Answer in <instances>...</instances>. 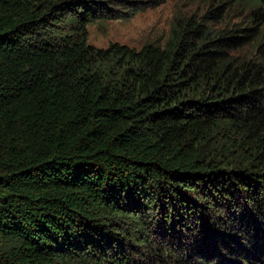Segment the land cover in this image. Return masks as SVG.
<instances>
[{"label":"trees","instance_id":"trees-1","mask_svg":"<svg viewBox=\"0 0 264 264\" xmlns=\"http://www.w3.org/2000/svg\"><path fill=\"white\" fill-rule=\"evenodd\" d=\"M139 3L0 0V264H264V0L89 44Z\"/></svg>","mask_w":264,"mask_h":264},{"label":"rangeland","instance_id":"rangeland-1","mask_svg":"<svg viewBox=\"0 0 264 264\" xmlns=\"http://www.w3.org/2000/svg\"><path fill=\"white\" fill-rule=\"evenodd\" d=\"M118 4L120 0H117ZM140 1V9L135 16L124 13L121 19L102 20L88 27L89 44L97 48H108L110 44L119 43L140 50L145 45L157 44L163 46L170 37L171 28L179 18H189L193 15L201 17L210 4L217 5L219 0H132ZM135 9L134 4L127 5ZM232 7V6H231ZM118 12L125 10L117 6ZM228 19L232 23L239 22L240 13L233 10ZM220 26H216L219 28Z\"/></svg>","mask_w":264,"mask_h":264}]
</instances>
